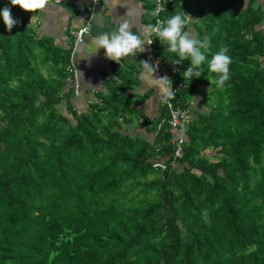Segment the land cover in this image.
Segmentation results:
<instances>
[{"label":"trees","instance_id":"trees-1","mask_svg":"<svg viewBox=\"0 0 264 264\" xmlns=\"http://www.w3.org/2000/svg\"><path fill=\"white\" fill-rule=\"evenodd\" d=\"M205 6L197 39L209 37V59L228 47L230 79L218 88L205 62L184 81L189 61L173 65L161 45L183 81L174 106L189 109L202 85L210 107L184 136L163 108L152 144L124 133V93L74 109L73 49L36 38L16 10L11 32L0 16V264H264V12L235 0Z\"/></svg>","mask_w":264,"mask_h":264},{"label":"crops","instance_id":"crops-1","mask_svg":"<svg viewBox=\"0 0 264 264\" xmlns=\"http://www.w3.org/2000/svg\"><path fill=\"white\" fill-rule=\"evenodd\" d=\"M236 1L242 10L258 9L264 12V0ZM0 2L5 7L18 11L17 15H13L15 17L19 15L20 19L24 20L35 33L36 38L47 39L54 46L64 50L72 48L74 41L72 31L89 25L91 27L90 34L77 48L79 95L75 94L74 88L65 85V92L72 89L74 93L71 100L73 108L77 109L79 113H86L91 106L106 105L112 99H117L118 93H124L126 99L120 103V107L122 110H126L125 114L132 122L126 126L124 133L135 138L145 139L150 144L154 143L155 133L150 131V124L163 116L165 107L169 119L170 111L162 99V90L158 89L153 78L167 76L172 81V85L176 81L179 85L183 84L181 79L173 78L178 69L166 61L164 50L158 53L161 44L150 30V26L156 25V17L152 15L155 11V0H61L59 4L56 3V0H50L49 6L37 13L23 11L19 6L13 7L9 0H0ZM206 2L207 0H186L182 8L184 15L192 17L186 31L195 38L198 37V26L201 24V9L206 7ZM167 14L168 12L166 19L171 17ZM32 16L33 19H31ZM122 19L129 20L133 33H140L146 40L158 42L154 54L159 61V68L150 63L156 68L153 78L140 64V61H147V57H149L150 48L147 43H145L144 52H137L136 56L124 58L120 64L108 60L103 49L95 52L94 38L115 29ZM257 31L264 35V19L258 24ZM172 59L173 57L170 60ZM137 76L138 79H136ZM174 90L177 91L175 88ZM207 91L208 88L202 85L198 86L189 111L193 118L195 113L209 110L210 103L206 101ZM60 106L61 109H64L63 111ZM58 108L69 118L73 117L66 101L62 102ZM134 110H138L139 113H135ZM119 120L121 121L122 118ZM182 169V166H175V170L178 172Z\"/></svg>","mask_w":264,"mask_h":264},{"label":"clouds","instance_id":"clouds-1","mask_svg":"<svg viewBox=\"0 0 264 264\" xmlns=\"http://www.w3.org/2000/svg\"><path fill=\"white\" fill-rule=\"evenodd\" d=\"M9 2L13 7L19 6L21 10L33 13L46 9L50 4V0H9ZM60 2L61 0H56L57 4ZM158 11L159 9L154 11L152 15H156ZM0 16H2L4 25L9 32H11L14 25L18 24V21L11 15L10 7H4L0 11ZM191 18L190 15L176 13L164 21L158 22L157 25L150 26V30L155 33L160 44L164 48L166 46V51L174 53L178 57L171 61L173 65H181L185 60L189 61V67L182 72L184 81H191L193 78L200 77L202 73L200 70L201 65L206 62L207 70L216 74V86L221 88L230 79L232 59L227 54L229 49L227 46H222L209 59L206 55L210 49L209 37L206 35L203 40H200L190 36L185 31ZM31 19H33V16ZM131 27L129 20L122 19L115 29L96 36L94 38L95 52L103 49L108 60L119 64L124 58L136 56L137 52H144L145 43L150 45L152 41L146 40L140 33H133ZM140 64L153 78L156 68L147 61H140ZM153 80L158 89L162 90V99L165 102L176 97V92L172 88V81L167 76L158 79L153 78Z\"/></svg>","mask_w":264,"mask_h":264},{"label":"built area","instance_id":"built-area-1","mask_svg":"<svg viewBox=\"0 0 264 264\" xmlns=\"http://www.w3.org/2000/svg\"><path fill=\"white\" fill-rule=\"evenodd\" d=\"M175 0H155V11L159 9L158 13L155 15L156 17V25L158 22H162L166 19V13L168 12L170 6L174 3ZM91 32V27L89 25L84 26L78 30H73L72 35H73V53L71 56L70 63L67 65V71L69 75L65 79L67 82V85L71 88H74L75 93L78 94V84H77V78H78V66H77V61H76V53H77V48L80 44L84 42L85 37L90 34ZM155 34V33H154ZM158 47V42L155 41L149 45L150 48V54L149 57H147V61L152 64H154L156 67L159 68V61L155 57L156 54V48ZM170 83V82H169ZM181 86V84L179 85ZM173 88V85H172ZM174 89V88H173ZM175 91V90H174ZM166 105L169 107L170 111V117L168 119V123L172 129H176L179 131H182L185 129V127L191 122L192 117L189 112V110L186 109H180L176 108L172 102L171 99H169L167 102H165ZM183 137L181 136L178 138L175 146H176V152L175 155L176 157H182L183 152H184V140L182 139Z\"/></svg>","mask_w":264,"mask_h":264},{"label":"rangeland","instance_id":"rangeland-1","mask_svg":"<svg viewBox=\"0 0 264 264\" xmlns=\"http://www.w3.org/2000/svg\"><path fill=\"white\" fill-rule=\"evenodd\" d=\"M78 29H80V28H78ZM77 29V30H78ZM72 46H73V44H72ZM76 61H77V58H76ZM150 63H151V61H150ZM77 66H78V61H77ZM161 77H164V76H161ZM160 77V78H161ZM205 90V89H204ZM78 91H79V89H78ZM74 92H75V90H74ZM76 94V93H75ZM76 95H79V93L78 94H76ZM60 109H61V106H60ZM64 109L62 108L61 109V111H63ZM189 111H190V107H189ZM191 113V112H190ZM191 116H192V119H193V115H192V113H191ZM183 140H184V142H188L187 141V139L186 138H182ZM215 153V151L213 150V149H210L208 152H207V154L209 155V156H211V155H213ZM177 165V167H181V165L180 164H176ZM176 165H174V167L176 166Z\"/></svg>","mask_w":264,"mask_h":264},{"label":"bare ground","instance_id":"bare-ground-1","mask_svg":"<svg viewBox=\"0 0 264 264\" xmlns=\"http://www.w3.org/2000/svg\"><path fill=\"white\" fill-rule=\"evenodd\" d=\"M186 128H187V126L185 127V129H183L182 131H179V130H176V129H174L177 133H180V134H182L183 136H184V134H185V131H186ZM176 142H177V140H175V144H176Z\"/></svg>","mask_w":264,"mask_h":264}]
</instances>
